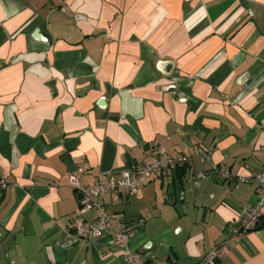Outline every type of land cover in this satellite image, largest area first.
<instances>
[{
	"label": "crops",
	"instance_id": "crops-1",
	"mask_svg": "<svg viewBox=\"0 0 264 264\" xmlns=\"http://www.w3.org/2000/svg\"><path fill=\"white\" fill-rule=\"evenodd\" d=\"M68 3L0 0V264H127L109 235L75 234L96 214L69 178L120 177L155 145L186 163L101 196L130 247L198 264L224 244L219 264H264V224L232 232L264 172V0Z\"/></svg>",
	"mask_w": 264,
	"mask_h": 264
},
{
	"label": "built area",
	"instance_id": "built-area-1",
	"mask_svg": "<svg viewBox=\"0 0 264 264\" xmlns=\"http://www.w3.org/2000/svg\"><path fill=\"white\" fill-rule=\"evenodd\" d=\"M60 2V9L66 11L69 8L68 0ZM186 161L184 155L169 153L163 145H155L148 160L134 165L131 171L122 172L120 177L111 173L100 176L93 184L84 185L77 174H71L69 178L71 186L82 193L78 214L82 216L91 209H95L96 214L93 220L77 218L73 225L75 234L89 240L109 235L110 243L123 251L127 264H149L148 254L130 247L132 227L122 216L110 213L101 201V196L107 192L120 195L137 194L152 179L166 176L172 169L183 166ZM213 169V172L224 179L233 177L229 170H219L216 166ZM204 176L205 173L198 174V178ZM255 177L258 180V200L243 209L232 228L235 235L255 230L264 224V172L257 173ZM236 179L244 180L242 177ZM0 183L3 188L6 187L4 180ZM225 252L226 246L219 244L198 264H217L216 260H220Z\"/></svg>",
	"mask_w": 264,
	"mask_h": 264
},
{
	"label": "water",
	"instance_id": "water-1",
	"mask_svg": "<svg viewBox=\"0 0 264 264\" xmlns=\"http://www.w3.org/2000/svg\"><path fill=\"white\" fill-rule=\"evenodd\" d=\"M38 34V33H37ZM39 35V34H38ZM158 67L163 71L165 75H170L172 73L174 64L171 61H160L158 64ZM177 88V85L175 83H172L168 86H166L167 90H175ZM220 260H216V263L218 264Z\"/></svg>",
	"mask_w": 264,
	"mask_h": 264
},
{
	"label": "trees",
	"instance_id": "trees-1",
	"mask_svg": "<svg viewBox=\"0 0 264 264\" xmlns=\"http://www.w3.org/2000/svg\"><path fill=\"white\" fill-rule=\"evenodd\" d=\"M219 264V263H218Z\"/></svg>",
	"mask_w": 264,
	"mask_h": 264
}]
</instances>
